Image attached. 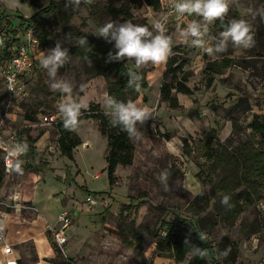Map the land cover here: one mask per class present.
I'll use <instances>...</instances> for the list:
<instances>
[{"label": "rangeland", "instance_id": "rangeland-1", "mask_svg": "<svg viewBox=\"0 0 264 264\" xmlns=\"http://www.w3.org/2000/svg\"><path fill=\"white\" fill-rule=\"evenodd\" d=\"M37 1L40 6L47 7L52 0ZM70 7L67 1L63 2L58 13L46 17L43 29L51 42L49 48H54L57 43L67 50L78 45V31L108 43L96 33L100 26L112 21H130L155 34L153 25L160 21L165 24L166 34L182 58L188 60L187 84L193 95L175 94L179 106L173 108L160 97L163 64L149 62L137 68L134 60H121L134 75L140 76L143 68L153 67L146 73L148 89L135 102L140 107H148L152 118L137 125L140 138H130L135 146L133 164L118 167L116 181L111 186L105 159L108 142L101 135L97 121H80L77 135L81 144L74 149L73 160L63 156L58 149L56 126L42 125L38 119L34 126H29L27 115L58 113V103L65 98L58 89L51 88L53 80L39 62L23 77L25 89L19 97H10L0 80V133L17 135L26 148V155L16 164L15 171L4 176L0 190V223L2 216L16 215V201L12 198L16 192H22L20 178L28 171L40 168L44 174L46 171L47 185H65L54 192V197H58L63 206L58 216L62 212L71 213L72 217L77 214L68 232L65 251L54 244L52 232L46 230V239L53 249L52 257L45 259L50 264H176L173 252L160 243L169 234L188 235L180 226L181 218L192 219L194 223L204 219L200 223L201 236L215 251L207 264H264V207L261 206L264 205V176L254 174L239 180L231 177L235 172L234 165L226 164L224 184L231 187L235 183L231 187L232 190L235 188L233 193L227 195L229 204L236 205L239 211L235 222L231 217L230 224H227L220 221L223 217L219 216L226 193L221 192V185L217 183L219 171L215 175L213 171L214 161L221 159L220 144L232 134V118H236L243 128L238 139L247 144L242 150L263 151L260 160L264 164V149L258 147V136L248 129L254 115H264V19L261 18L264 0H229L225 20L246 21L255 43L248 49L229 43L226 51L213 57L185 43L180 35V29L187 22L201 21L198 16H190L180 25V22H165L161 8L154 9L147 0H81L78 12L67 22L66 12ZM109 8L123 10L127 16L114 18ZM36 11L31 0H0L1 49L24 42L26 31L19 26L20 19L31 18ZM35 34L40 37L36 31ZM218 35L214 24L208 25L205 40ZM110 47L116 51L113 43ZM224 61L228 63L225 65ZM210 63L208 74H218L208 86L207 71L204 72ZM90 68L79 58H69L58 70L56 80L69 82L74 97L82 99L88 106L99 104L106 114L107 81L93 76ZM45 133L46 151L41 150L43 156L35 158L27 152L31 145L28 137L37 139ZM45 152L47 157H44ZM58 176L62 179L59 180ZM33 182L29 181L26 186L30 193L32 189L36 190ZM90 195L98 201L96 207L86 203ZM199 195L208 199L210 204L207 208L198 205V214H195L191 211V204ZM231 196H235L233 200ZM23 206H26L25 202ZM224 206L227 209L228 206ZM21 217L33 218L25 209ZM57 218L49 225L57 228ZM6 231L5 228L0 234L4 235ZM227 240L237 245L235 261L223 246ZM20 252L24 264L38 261L32 246L26 245Z\"/></svg>", "mask_w": 264, "mask_h": 264}, {"label": "trees", "instance_id": "trees-1", "mask_svg": "<svg viewBox=\"0 0 264 264\" xmlns=\"http://www.w3.org/2000/svg\"><path fill=\"white\" fill-rule=\"evenodd\" d=\"M66 1L67 0H52L47 7H42L38 4L37 0H31V4L37 8V11L31 18H21L19 26L26 31L31 29L34 30V33L36 31L40 37L45 34V36H42L41 38L39 37L41 44L42 46H50L51 42L48 40V34L43 29V24L46 17L48 15L52 16L58 13L60 11L61 3ZM147 3L154 9H158L160 7L159 0H147ZM108 11L114 18L127 16V13L120 9L109 8ZM77 12V7L74 8L71 6L66 12V21L69 22L73 15ZM227 23L228 22L226 20H224L223 24L219 20L216 21L214 26L217 32H221ZM76 37L79 40V44L71 46L68 49V59L76 57L83 60L86 64L90 65V72L93 76L103 77L107 81L108 97L115 98L118 101L127 102L128 100H132L136 102L148 89L146 73L149 70H152L153 67L142 69L139 81L140 91L137 92L134 85L129 84V73L131 72L128 70L125 62L109 60V53H115V51L110 47L112 43H105L104 41L94 39L80 31L76 33ZM1 38L2 37L0 36V58L5 59L8 57L7 50L10 46L6 45L3 46V49H1ZM223 63L226 65L228 62L224 61ZM211 66L212 63L208 65L204 74L206 71V74L210 72ZM187 67L188 60L186 58H182L178 48L172 44V52L166 61V67L163 73V79L159 92L161 100L169 103V105L173 108L179 106L174 97L175 94H183L187 96L193 95V90L187 84ZM212 73V75L205 74L208 86L213 84L215 75L218 74L217 72ZM146 100L147 98L144 96L143 101L146 102ZM247 111H250V108H247ZM37 115L38 114L27 115L26 120L28 122H35ZM82 119H92L97 121L99 123V131L101 135L107 139L108 153L105 158L107 163L106 171L109 183L113 186L116 181V171L118 167L132 166L134 161L135 146L126 132L122 131L119 126H112L109 116L101 110L99 104H91L87 109L82 110L78 127ZM231 121L232 134L224 144H220L221 159L214 161L213 164L214 175L219 171V173L216 174L217 178H220L217 183L221 185V192L226 193V195L232 194L235 189H231V187H234V182L231 184V187H229L228 184H224L226 178H223V175H225L224 172L227 163L234 165L232 169H234L235 172L232 173L234 175L231 177H236V179L243 180L246 176L254 174L264 176V164L261 162L263 158V151L252 149L247 152L242 150V147L247 144V142H241L240 139H238L243 132V128L236 118H232ZM78 127L74 131H70L65 129L63 121L56 125V129L59 134L58 149L63 156L71 160L74 159V149L81 144V140L77 135ZM248 129L258 136L257 145L261 149H264V115H254L252 121L248 125ZM26 132L28 133L29 131L26 130ZM165 137H167L168 140L170 139V137L166 134ZM37 139L28 137L31 145L28 146L27 152L33 157L37 155L34 147ZM39 163H42V161L40 160ZM4 176L5 174L2 170V164H0V188L3 186ZM255 184L256 182L254 185ZM218 186L219 185H217V187ZM239 195H243V193H240ZM231 197V200H233L235 196ZM196 200V202L191 204V211L195 214H198L196 212L198 205H204V208L209 207L210 202L208 199L199 195ZM127 207L129 208V206ZM122 210L125 211L126 209L122 208ZM226 210L229 212H226ZM238 214L239 211L237 210L236 205L230 207L228 206L227 209H225V206L223 205V208L219 213V216L222 215L223 217L220 221L230 224L231 217L233 218L232 221L235 222ZM203 221L204 219H200L199 222L194 223L192 219L181 218L180 226L185 229L188 235L186 237H181L179 235L169 234L160 243L162 246H167L168 251L173 252V259L176 264H184L185 262H187V264H207L208 258H211L215 254L214 247L201 236L202 228L200 223ZM186 241L188 243H186ZM223 246L231 252L230 255H232V261H235L238 257L237 245L227 240ZM194 247H198L203 254H193V256L189 258L188 255L193 252Z\"/></svg>", "mask_w": 264, "mask_h": 264}, {"label": "clouds", "instance_id": "clouds-1", "mask_svg": "<svg viewBox=\"0 0 264 264\" xmlns=\"http://www.w3.org/2000/svg\"><path fill=\"white\" fill-rule=\"evenodd\" d=\"M72 7H78L81 0H67ZM178 17L198 16L201 21L192 20L180 29V35L185 43L198 47L209 57L226 51L229 43L234 47L248 49L254 46L255 40L249 24L242 19H232L223 28L217 37L205 40L208 33V25L216 21L224 23L229 11V0H174L172 5ZM264 19V14H262ZM155 34L147 27L132 23L130 21L108 22L99 27L97 36L103 37L109 43H113L115 53H109L110 61H121L127 58L134 60L135 66L140 68L147 63L160 64L165 62L172 52V40L166 34L165 24L157 21L153 25ZM68 50L57 43L54 48L49 49L41 56L39 63L47 70L53 83L52 89H58L65 97L58 103V112L63 121L65 129L74 131L78 127L82 110L88 108V104L82 99L73 96L72 85L67 81L56 80L58 70L68 62ZM140 76L129 73V84L134 85L137 92L140 91ZM83 86H81L82 88ZM108 112L106 113L113 127L128 134L130 138H140L138 124L152 118L148 107H140L132 100L127 102L118 101L108 97L106 100ZM23 145H15L11 152L16 154L24 150ZM230 197L225 195L221 201L226 206ZM264 207V205H261ZM186 243H188L186 241ZM195 255L203 253L198 247L193 248Z\"/></svg>", "mask_w": 264, "mask_h": 264}, {"label": "built area", "instance_id": "built-area-1", "mask_svg": "<svg viewBox=\"0 0 264 264\" xmlns=\"http://www.w3.org/2000/svg\"><path fill=\"white\" fill-rule=\"evenodd\" d=\"M173 3L174 0H159L165 22H180V25L186 23V19H189V17H178L172 7ZM25 36L26 38L24 42L19 45L12 44L9 47L7 58H0V80L2 81L7 94L13 98L19 97L24 93L25 88L23 77L26 73L32 71L44 52L51 49L49 46H42L40 38L36 36L32 29L27 30ZM36 119H38L42 125L46 126H56L62 121L59 112L54 114L39 113L36 116ZM34 124H36V122H30L29 126H34ZM17 144L23 145L17 135H4L3 133H0L2 170L6 176L13 173L16 164L26 155L25 147L23 151L12 154L11 149ZM13 199L16 201L14 205L16 211H22L26 208L22 203L17 202V200H19L18 195H15ZM86 203L90 207H96L98 205V201L91 195L86 198ZM72 220L71 213L62 212L57 218V228H55L56 226H50L47 224L46 230L52 232L54 244L62 251H65L68 244V232L72 225ZM3 231H5V226L1 222L0 233ZM13 252L14 250L12 246L3 244L0 248V264H18L17 260L13 258Z\"/></svg>", "mask_w": 264, "mask_h": 264}, {"label": "crops", "instance_id": "crops-1", "mask_svg": "<svg viewBox=\"0 0 264 264\" xmlns=\"http://www.w3.org/2000/svg\"><path fill=\"white\" fill-rule=\"evenodd\" d=\"M166 61L161 63L165 67ZM40 137L38 138L40 140L38 141L37 139L38 142L36 141L34 144V146L38 148V150L35 148L37 154L35 158L43 156L40 152L41 150L43 153L46 151L47 134L45 133ZM44 157H47V152H45ZM20 177L21 175L19 178ZM20 179V185L23 186V188L20 189L22 192L15 193L19 196V200H17V202L22 204L25 202V210H27L33 218L27 219L21 217L22 211H16V215L7 214L2 216L1 222L5 225L7 231L4 235L0 234V248L3 244L12 246L14 250L13 258L17 260L18 264H24L22 258L23 255H21L20 250L26 245H29L33 247L34 253L38 259V261L34 264H50L46 262L45 259L52 257L53 249L46 239L45 233L47 224H54L59 212L63 208L60 203V199L58 197H54V192L61 190V187L65 185L60 184V187L55 186L54 184L47 185V174L46 171L44 174L42 169L36 171L30 170ZM29 181H34L35 183L33 182L32 184H36V190H30L31 193L26 190V186ZM40 181L42 182L40 183ZM75 216H77V214L75 215L74 213L73 217Z\"/></svg>", "mask_w": 264, "mask_h": 264}, {"label": "water", "instance_id": "water-1", "mask_svg": "<svg viewBox=\"0 0 264 264\" xmlns=\"http://www.w3.org/2000/svg\"><path fill=\"white\" fill-rule=\"evenodd\" d=\"M58 179H59V180H61V179H62V177H61V176H58Z\"/></svg>", "mask_w": 264, "mask_h": 264}]
</instances>
